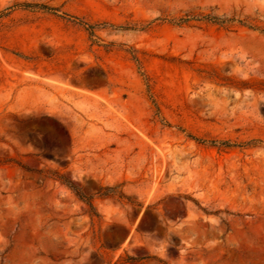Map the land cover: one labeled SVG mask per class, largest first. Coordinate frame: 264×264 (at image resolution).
<instances>
[{"label":"rangeland","instance_id":"1","mask_svg":"<svg viewBox=\"0 0 264 264\" xmlns=\"http://www.w3.org/2000/svg\"><path fill=\"white\" fill-rule=\"evenodd\" d=\"M209 13L264 28V0H0V264H264V32L178 23Z\"/></svg>","mask_w":264,"mask_h":264},{"label":"trees","instance_id":"2","mask_svg":"<svg viewBox=\"0 0 264 264\" xmlns=\"http://www.w3.org/2000/svg\"><path fill=\"white\" fill-rule=\"evenodd\" d=\"M74 19H78L79 20V18L75 17V16H74ZM192 20H205L207 22L215 23V24H218L220 26H226V27H231L235 23H238L240 25L247 26V27H250V28H253V29H260L262 32H264V28H261L260 26L255 24L253 22V20H251L249 17L240 19V18H237L235 16H232V17L219 16V15H216V14H213V13L197 14V15L196 14H187L185 17L180 18L178 23H188V22H190ZM79 21L81 23L87 25L88 29H90L91 32H95L96 28L100 27L102 25V24H88L87 22H83L82 20H79ZM118 27L126 29L125 26H118ZM135 59L137 61H139L138 58L135 57ZM153 102H154V104H155V106L157 108V111L160 112L159 106L156 104L154 99H153ZM196 139H198V138H196ZM198 140L206 142V140H201V139H198ZM210 143L216 144L217 141L216 140H212V141H210ZM221 143H222V145H224L226 147L227 146H231L230 142H228V141L221 142ZM249 143H252V142H249ZM23 167L25 168V166H23ZM49 177L53 178L55 180H59L62 184H64V185L68 186L69 188H71L75 192V194L87 204V206L89 207V213L92 216L97 215L96 207H95L92 199L90 197L85 196L81 192V190L77 186H75L73 184V182H71V180H68L67 178L64 177L63 174H60L59 172L57 173V175L55 177H51V176H49ZM100 193H101V195H104V196L115 195V196H119L120 198L121 197H126V196H124L123 192H121V191L113 192V189L109 188V187L101 188ZM127 261L128 262L130 261L131 263H134L135 260H127Z\"/></svg>","mask_w":264,"mask_h":264}]
</instances>
